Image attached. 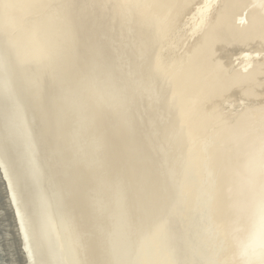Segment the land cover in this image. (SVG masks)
Returning <instances> with one entry per match:
<instances>
[{"label":"bare ground","instance_id":"bare-ground-1","mask_svg":"<svg viewBox=\"0 0 264 264\" xmlns=\"http://www.w3.org/2000/svg\"><path fill=\"white\" fill-rule=\"evenodd\" d=\"M102 1L0 0V264H264V0Z\"/></svg>","mask_w":264,"mask_h":264},{"label":"rangeland","instance_id":"rangeland-1","mask_svg":"<svg viewBox=\"0 0 264 264\" xmlns=\"http://www.w3.org/2000/svg\"><path fill=\"white\" fill-rule=\"evenodd\" d=\"M102 1V0H101ZM103 2V3H102ZM101 3L105 6H103L104 8L102 9V10H105V9H108V7H109V4L106 2V0L104 1H102ZM106 2V3H105ZM101 4V5H102ZM107 6V7H106ZM105 12L106 11H104V14H105ZM103 24V23H102ZM98 27H100V26H98ZM96 29V28H95ZM126 33V32H125ZM124 33V34H125ZM97 34V30L95 31V34L94 35H96ZM104 34V33H103ZM89 36H90V34H88ZM99 36V34L97 35V37ZM96 37V38H97ZM69 40V39H68ZM90 43V42H89ZM111 54L109 53V56H110ZM81 73V72H80ZM77 75L79 74V72H77L76 73ZM85 77H88L89 78V72L84 76V78ZM121 79L124 81V77H121ZM84 80V79H83ZM127 86L126 87H121L120 88V92H118L119 94H118V101H119V104H121L122 103V101H123V96H124V94H125V91L127 90L128 92H129V90L130 91H132V89L133 90H139L140 88H138V86H136V85H133L130 81L126 84ZM129 85V86H128ZM129 89V90H128ZM121 95V96H120ZM129 103H131L130 101H129ZM129 103H128V106L126 105V108L128 107H130V105L132 104V105H134L135 104V101H132V103L129 105ZM119 104H117V105H119ZM131 105V109H129L128 110V108L126 109V110H128L129 112H131L132 110H133V107L134 106H132ZM94 108H95V106H94ZM124 108V109H123ZM125 110V106H124V104H123V106L121 107V111H124ZM125 110V113H126V116H127V119L129 120L132 116H135V115H131L130 113L128 114V111H126ZM131 110V111H130ZM96 113V111H94V110H92L91 111V116H93L94 114ZM101 113L103 114V111L101 110ZM110 122V121H109ZM158 156H156V160L158 161V160H160V156L157 158ZM197 165H199V169H200V172L199 171H197L196 170V173H197V178L198 179H200V176H201V180H202V172H201V165H200V163L197 161V160H195L194 161ZM158 164L160 165H162V162L160 161H158ZM160 165V171H162L163 170V166H161ZM162 168V169H161ZM163 172V171H162ZM174 175H175V171H174ZM201 182V181H200ZM208 200H207V194H206V196H205V198H204V205L202 204V205H197L196 204V202H195V204L197 205V206H199L198 208H197V210H196V212H200L201 214H202V217H203V222H204V226L206 225L205 223L207 222V220L205 221V219H207V217H206V215H207V208H208ZM204 210V211H203ZM191 213L192 214H194L195 212H193L192 210H191ZM203 213H205V214H203ZM181 215L183 216L184 214L181 212ZM206 217V218H205ZM188 218V217H187ZM190 218H191V215H190ZM184 223V222H183ZM191 226H193V225H191ZM184 227H185V223H184ZM202 235H204V233H201ZM201 234H199L198 233V237L197 238H199V236H201ZM206 236V235H205ZM197 238H196V240H197Z\"/></svg>","mask_w":264,"mask_h":264},{"label":"water","instance_id":"water-1","mask_svg":"<svg viewBox=\"0 0 264 264\" xmlns=\"http://www.w3.org/2000/svg\"><path fill=\"white\" fill-rule=\"evenodd\" d=\"M2 247H3V252L5 253L6 255V252H5V248L7 249L6 245H5V240H4V237L2 236ZM5 247V248H4Z\"/></svg>","mask_w":264,"mask_h":264}]
</instances>
